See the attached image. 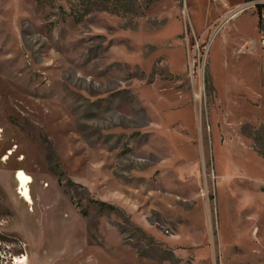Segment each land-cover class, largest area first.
Listing matches in <instances>:
<instances>
[{
	"label": "rangeland",
	"instance_id": "obj_1",
	"mask_svg": "<svg viewBox=\"0 0 264 264\" xmlns=\"http://www.w3.org/2000/svg\"><path fill=\"white\" fill-rule=\"evenodd\" d=\"M251 3L0 0V264H264Z\"/></svg>",
	"mask_w": 264,
	"mask_h": 264
},
{
	"label": "bare ground",
	"instance_id": "obj_2",
	"mask_svg": "<svg viewBox=\"0 0 264 264\" xmlns=\"http://www.w3.org/2000/svg\"><path fill=\"white\" fill-rule=\"evenodd\" d=\"M237 16H239V14L233 16L231 18L234 19ZM199 98V97H198ZM1 138V135H0ZM13 155V151H11L9 153V155L6 156V158L4 159V161H7L10 156ZM16 181L18 182L20 188H19V194L21 195L22 199L24 200V202L33 205V198L31 195V189H30V185L34 182L33 178L31 176H29L24 170L20 169L16 171Z\"/></svg>",
	"mask_w": 264,
	"mask_h": 264
},
{
	"label": "built area",
	"instance_id": "obj_3",
	"mask_svg": "<svg viewBox=\"0 0 264 264\" xmlns=\"http://www.w3.org/2000/svg\"><path fill=\"white\" fill-rule=\"evenodd\" d=\"M250 7L258 12L260 47L264 52V0L253 1V3L250 4Z\"/></svg>",
	"mask_w": 264,
	"mask_h": 264
},
{
	"label": "trees",
	"instance_id": "obj_4",
	"mask_svg": "<svg viewBox=\"0 0 264 264\" xmlns=\"http://www.w3.org/2000/svg\"><path fill=\"white\" fill-rule=\"evenodd\" d=\"M248 2H253V1H256V0H247ZM98 204L102 207V208H109L111 210L114 209V207L112 205H108L107 203H104V202H98Z\"/></svg>",
	"mask_w": 264,
	"mask_h": 264
}]
</instances>
